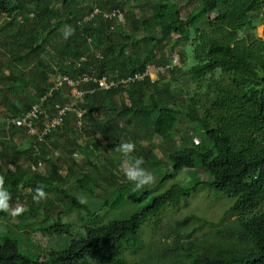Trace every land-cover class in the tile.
<instances>
[{
	"label": "trees",
	"instance_id": "trees-1",
	"mask_svg": "<svg viewBox=\"0 0 264 264\" xmlns=\"http://www.w3.org/2000/svg\"><path fill=\"white\" fill-rule=\"evenodd\" d=\"M118 1L101 0L82 11L73 7L76 0H64L59 9L51 7L53 0L37 7H26L25 0H0V14L6 16L5 24L0 22V114H10L0 138L4 155L0 176L10 200L9 210L0 211V222L10 215L20 191L30 186L18 169L9 168L19 163L18 153L25 158L21 163L33 166L29 178L34 185L58 189L67 180L57 166L58 150L69 157L67 176L75 173V153L80 151L83 163H111L113 180L120 181L115 163H121L122 157L114 149L109 157L100 151L130 139L136 145L134 155L144 157L148 170L171 166L173 173L167 177L181 169L194 170L195 180L155 195L145 210L126 221L85 228L84 236L66 251L71 264H137L128 261L124 251L139 247L142 223L186 199L201 184L235 199L219 222L231 218L218 230L227 244L205 249L206 253L191 247L190 264H264V37L256 33L263 23L264 0H194L198 6L186 19L174 0L154 1L139 12L119 6ZM113 11L115 15L109 17ZM116 12L126 17L128 30H123ZM29 15H36L31 25L25 23ZM64 26L74 29L67 39L60 32ZM173 34L179 37L167 45ZM148 67L160 69L156 80L150 78ZM142 74V80L125 83ZM103 79L109 88L100 85ZM75 119L85 133L84 143L76 136ZM183 123L199 139L195 144H175L173 138ZM29 129L47 130L42 137L39 132L33 136L48 139L51 147L46 142L39 148L16 147L15 134ZM94 135L105 142L94 141ZM169 143L173 148L167 146L162 161L156 150ZM93 155L94 160L89 157ZM43 163L52 168L47 177L36 172ZM198 171H204L207 180ZM86 178L84 174L76 182L94 194ZM130 185L129 181L120 184L112 199L103 200L117 201ZM102 187L96 183V193ZM29 204L37 210L31 199ZM17 226H23L21 232L28 229L23 221ZM32 231L25 250L20 240L0 237V264H62V253L41 263L39 256H29ZM233 238L236 241L229 243Z\"/></svg>",
	"mask_w": 264,
	"mask_h": 264
},
{
	"label": "rangeland",
	"instance_id": "rangeland-1",
	"mask_svg": "<svg viewBox=\"0 0 264 264\" xmlns=\"http://www.w3.org/2000/svg\"><path fill=\"white\" fill-rule=\"evenodd\" d=\"M45 1L48 0H25V4L26 7H37L43 6ZM63 1L64 0H53L51 7L54 9L63 7ZM154 1L157 0H119L118 5L121 7H134L136 11L139 12L140 7H152L155 4ZM100 2L101 0H76L73 7L82 10L85 7H89V5L94 6ZM173 2H176L178 5L184 19L188 18L190 13L198 6L197 2L194 0H174ZM96 11L97 10H95V12ZM74 13L75 9L71 11L70 15L72 16ZM116 14L118 21L124 24L123 30H128L129 24L127 26L128 22H126V17L117 12ZM114 15L115 11L108 13L109 17H113ZM29 17L30 19L25 21V23L31 25L33 21L35 22L36 15H29ZM20 18L21 15L19 16V19ZM5 19L6 16L0 14V22ZM66 30L67 28L64 26L60 32L63 33ZM256 33L258 36L264 37V15L263 23L257 26ZM53 35L54 34H52V36ZM178 37V35L173 34L172 39L166 41V44H172ZM181 46L182 42L176 44L175 55L177 56L175 57L177 59L182 49ZM158 54L159 52H157V58L159 57ZM1 68L4 69L2 65ZM158 71H160V69L148 67L147 72L152 80H156ZM143 75L144 74L138 75L140 78L139 80L143 79ZM103 81L105 82L104 87L109 88L110 84L105 79ZM126 81H130V79ZM176 86L180 88L191 87L188 84L187 86H181L179 84ZM5 90H7L6 87ZM1 97L0 95V99ZM7 114L9 113L6 111L0 114V138L3 137V131L5 130L3 129V124L7 120ZM74 124L77 125L76 119ZM77 126L76 136L79 141L84 143L86 138L85 133L79 128V123ZM36 132L39 131L33 130L32 132H26L24 130H19L14 136L16 147L39 148L41 144L46 142L45 144L50 148L51 145L48 143V139L44 138L45 140H41V138H36V135L33 136ZM173 139L175 144H179L180 146L183 143L190 145L199 141V139L194 136L192 129L186 126L185 123L180 126V134L176 135ZM57 140L61 144L63 142V137H57ZM95 140H102L105 142L100 135H94V141ZM157 140L159 141L160 139L157 138ZM167 146L171 149L173 148L172 143H169L167 145L162 144L160 149L156 150L158 157L162 161H166L168 153ZM113 149V146H107V148L102 149L100 153L109 157L112 155ZM14 151L15 150H11L10 152L12 153ZM58 151L59 155L56 151L54 153V155L59 156V163H57V166L60 173L64 177H67V180L63 187L59 186L60 189L42 186L47 194V198L41 200L39 203L33 201V195L35 194L34 190L37 186L34 185L29 178V176H32L33 166H30V163H21L25 158L22 153H18L17 159L19 163L15 166V170H19L22 174L23 182L25 183L28 181L30 186L23 188L22 192L20 191L21 196L17 197L10 205V215L7 216V219L0 222V237L9 236L20 240L22 250L26 248L30 231L33 232L32 230H35L30 242L31 245L28 254L33 259L39 256L40 263L52 257L55 258L57 254L62 253L63 256H60L61 263L71 264L66 251L69 249L72 241L78 240L84 236L85 228L101 226L110 221H126L130 219L132 215L145 210L152 203L155 195L169 190L175 184H182L184 186L189 185L192 181L194 182L196 177L195 171L189 169H181L173 174L172 177H167L173 173L172 168L171 166L167 167L162 164L155 171L149 170L154 177V183L139 191H134V186L130 185L123 190L122 195L117 201H107L108 203H106V200L103 199H112L115 196V189L117 190L120 184L127 182L120 172L121 163L115 164L119 172L118 175H120L122 179L119 177L120 181H115L112 176L115 170H113L111 163H107L106 160L93 164L83 163V153L78 151L75 153V159L77 161V163H75V173L72 176H67L68 163H65V160L69 159V157L65 155L62 150ZM89 157L92 160L95 159L94 155ZM3 158L4 155L1 143L0 165L2 164ZM9 168L14 169L13 164H11ZM51 170L52 168L49 164L43 163L36 169V172L42 177H47ZM198 172L203 180H207L208 177L204 171ZM84 174L88 175V179H86L89 181L88 185L90 191L95 190L94 194L86 192L79 186L78 182H76L78 179L84 178ZM96 183H100V186H103L102 188L106 190H102L101 188V191L96 193ZM205 187L204 184L199 185L198 189L191 192L186 199L176 204H169L156 216H151L146 219L140 228L141 242L139 247L134 251L132 249L124 251V256L127 257V260L137 264H190L192 260L191 252L189 253L191 247H193L196 252L203 253L205 249L207 251L211 249V247L215 249L220 244L226 245L227 241L220 236L218 230L226 224L231 223V218L225 219L223 223L219 222L222 220L223 213L234 202L235 198L215 193L212 189H205ZM133 193L137 196L132 197L131 195ZM20 198H22V200ZM28 199H31V203L34 204V208L37 209L36 211H32V205L29 204ZM81 199L86 200V203H80L79 201ZM17 209H24V211L14 215L13 213L16 212ZM90 213L93 214L94 217H89L88 214ZM95 214H97V220H95ZM186 216H192V218H189V221L185 224H177ZM20 221H23L24 226L28 228L27 230L21 232L20 229H22L23 226H21L22 228L17 226ZM66 225H70L71 228L69 230L66 229ZM42 228L46 230L43 231L41 230ZM57 228H61L58 230V232L61 231L60 234H57ZM186 234H188V237ZM235 241L236 238H233L229 240V243Z\"/></svg>",
	"mask_w": 264,
	"mask_h": 264
},
{
	"label": "clouds",
	"instance_id": "clouds-1",
	"mask_svg": "<svg viewBox=\"0 0 264 264\" xmlns=\"http://www.w3.org/2000/svg\"><path fill=\"white\" fill-rule=\"evenodd\" d=\"M67 31L63 32V36L67 39L73 34L74 29L71 26H66ZM114 150L120 154L121 166L120 172L134 187V191H139L146 186L154 183V177L152 173L144 167L145 161L143 156L134 155L136 152V145L133 141L121 140L114 147ZM4 177L0 176V211L7 212L9 210L8 201L10 195L4 190ZM33 201L39 203L41 200L47 198V194L42 186H37L34 190ZM80 203H86V200L81 199ZM24 209H17L13 214H20Z\"/></svg>",
	"mask_w": 264,
	"mask_h": 264
},
{
	"label": "built area",
	"instance_id": "built-area-1",
	"mask_svg": "<svg viewBox=\"0 0 264 264\" xmlns=\"http://www.w3.org/2000/svg\"><path fill=\"white\" fill-rule=\"evenodd\" d=\"M148 74H149V73H148ZM139 79H140V78H139V76L137 75V76L131 78L130 81H125V83H126V82H134V81L139 80ZM103 80H104V79H103ZM103 80L100 81V85H101L103 88H106V87H104V86H105V82H104ZM106 89H107V88H106ZM35 111H36V109H35ZM35 111L31 112V115H32V116L36 114ZM79 115H81V113H80ZM32 116H31V117H32ZM60 121H61V117H59V119H57L55 122H56V123H59ZM33 130H34V129H29V131H31V132H32ZM46 132H47V130H44L43 132H41V133L39 134V136L42 137Z\"/></svg>",
	"mask_w": 264,
	"mask_h": 264
},
{
	"label": "crops",
	"instance_id": "crops-1",
	"mask_svg": "<svg viewBox=\"0 0 264 264\" xmlns=\"http://www.w3.org/2000/svg\"><path fill=\"white\" fill-rule=\"evenodd\" d=\"M74 93H77V90H76V89H74ZM15 166H16V165H13L14 168H15Z\"/></svg>",
	"mask_w": 264,
	"mask_h": 264
}]
</instances>
